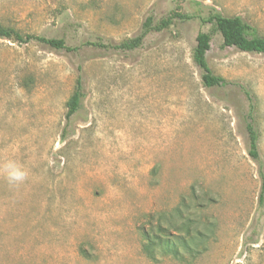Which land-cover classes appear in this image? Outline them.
Here are the masks:
<instances>
[{"label":"rangeland","instance_id":"374dc122","mask_svg":"<svg viewBox=\"0 0 264 264\" xmlns=\"http://www.w3.org/2000/svg\"><path fill=\"white\" fill-rule=\"evenodd\" d=\"M212 10L264 36V0H0V25L22 36L104 44L67 52L0 37V264H264V53L178 18L139 48H112L150 14ZM199 31L210 36L208 67L228 85L203 84ZM78 67L83 98L67 122ZM251 103L260 163L247 152ZM10 161L23 182L5 178ZM194 183L214 197L200 210L214 229L205 251L152 261L136 224Z\"/></svg>","mask_w":264,"mask_h":264},{"label":"trees","instance_id":"16d2710c","mask_svg":"<svg viewBox=\"0 0 264 264\" xmlns=\"http://www.w3.org/2000/svg\"><path fill=\"white\" fill-rule=\"evenodd\" d=\"M174 18L181 21H191L197 19L200 24L213 23L221 36L224 46H234L239 50L247 52L264 53V36H259L254 27L244 21L240 16H222L215 11H211L206 18L193 15H183L176 11H171L158 19L150 14L145 17L140 25L139 32L127 40L112 45L113 49L120 51H132L142 46L148 34L167 28ZM0 37L14 38L17 41L27 42L31 39L37 40L51 48L63 49L67 52L76 51L82 46L104 47L102 41H82L80 44L71 46L64 38L43 37V36H22L18 32L4 28L0 25ZM210 36L205 31L197 32L195 36L193 59L200 69V77L206 87H222L228 83L213 74L208 67L205 54L209 48ZM76 46L78 48H76ZM76 78L74 90L66 101L65 117L69 122L81 106L83 98V84L81 68ZM246 93V91H245ZM254 106L251 103V111L244 118V129L247 139L248 155L257 163H260V155L257 147V129L253 118ZM249 120H246V119ZM66 125L62 129V136H66ZM261 179V191L259 194V204L263 200L264 192V171L259 172ZM194 183L189 188L187 195L181 196L178 204L170 210L164 212H148L136 224L137 231L142 236V250L152 261H157L169 256L176 260H187L194 258L205 251L206 244L213 234V223L209 219H204L200 215V210L209 203L214 202V197L210 191L197 186Z\"/></svg>","mask_w":264,"mask_h":264},{"label":"clouds","instance_id":"9594fccd","mask_svg":"<svg viewBox=\"0 0 264 264\" xmlns=\"http://www.w3.org/2000/svg\"><path fill=\"white\" fill-rule=\"evenodd\" d=\"M3 171L10 184L21 183L27 178V172L14 161L8 162Z\"/></svg>","mask_w":264,"mask_h":264}]
</instances>
